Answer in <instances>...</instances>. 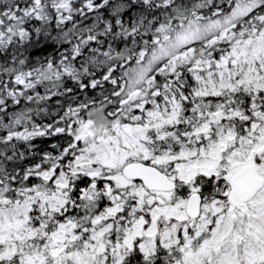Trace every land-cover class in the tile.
Returning <instances> with one entry per match:
<instances>
[{"label":"snow or ice","instance_id":"6c2138e0","mask_svg":"<svg viewBox=\"0 0 264 264\" xmlns=\"http://www.w3.org/2000/svg\"><path fill=\"white\" fill-rule=\"evenodd\" d=\"M0 264H264V0H0Z\"/></svg>","mask_w":264,"mask_h":264}]
</instances>
